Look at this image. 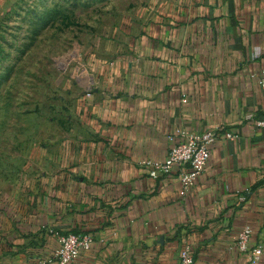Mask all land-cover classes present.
Listing matches in <instances>:
<instances>
[{
	"label": "crops",
	"instance_id": "0c3cea01",
	"mask_svg": "<svg viewBox=\"0 0 264 264\" xmlns=\"http://www.w3.org/2000/svg\"><path fill=\"white\" fill-rule=\"evenodd\" d=\"M127 6L114 40L92 49L75 120L29 163L37 172L8 208L0 264H36L65 232L94 239L72 264H178L184 244L194 264H249L235 245L244 226L251 246L264 247V129L255 124L264 118V0ZM178 126L235 135L212 144L184 196L176 170L152 177L141 165L165 159Z\"/></svg>",
	"mask_w": 264,
	"mask_h": 264
},
{
	"label": "rangeland",
	"instance_id": "374dc122",
	"mask_svg": "<svg viewBox=\"0 0 264 264\" xmlns=\"http://www.w3.org/2000/svg\"><path fill=\"white\" fill-rule=\"evenodd\" d=\"M7 1L0 12V233L15 218L11 202L37 172L29 163L41 158L48 135L75 120L92 49L105 50L125 26L130 0ZM46 149L47 159L53 149Z\"/></svg>",
	"mask_w": 264,
	"mask_h": 264
},
{
	"label": "built area",
	"instance_id": "2783aa9c",
	"mask_svg": "<svg viewBox=\"0 0 264 264\" xmlns=\"http://www.w3.org/2000/svg\"><path fill=\"white\" fill-rule=\"evenodd\" d=\"M258 84L264 88V67L256 74ZM256 127L264 129V118L257 119ZM232 131L219 129L188 131L183 127H175L168 135L169 149L162 161H143L148 173L156 177L159 173L169 174L177 171L180 183V195L184 196L194 185L198 176L204 171L210 156V149L218 139L233 140ZM264 155V144L258 149ZM251 229L244 226L238 233L236 247L247 253L249 264H258L264 254V247L251 246ZM90 233H63L57 235V247L38 259L36 264H72L82 252L88 251L93 244ZM178 264H194V256L190 245L184 244L178 257Z\"/></svg>",
	"mask_w": 264,
	"mask_h": 264
},
{
	"label": "trees",
	"instance_id": "16d2710c",
	"mask_svg": "<svg viewBox=\"0 0 264 264\" xmlns=\"http://www.w3.org/2000/svg\"><path fill=\"white\" fill-rule=\"evenodd\" d=\"M65 233H76V232H65ZM65 233H64V234H65Z\"/></svg>",
	"mask_w": 264,
	"mask_h": 264
}]
</instances>
